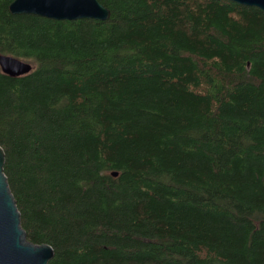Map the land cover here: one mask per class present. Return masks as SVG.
I'll list each match as a JSON object with an SVG mask.
<instances>
[{
	"label": "trees",
	"instance_id": "1",
	"mask_svg": "<svg viewBox=\"0 0 264 264\" xmlns=\"http://www.w3.org/2000/svg\"><path fill=\"white\" fill-rule=\"evenodd\" d=\"M3 171L48 264H264V12L98 0L105 21L9 13ZM117 172V176L110 175Z\"/></svg>",
	"mask_w": 264,
	"mask_h": 264
},
{
	"label": "water",
	"instance_id": "2",
	"mask_svg": "<svg viewBox=\"0 0 264 264\" xmlns=\"http://www.w3.org/2000/svg\"><path fill=\"white\" fill-rule=\"evenodd\" d=\"M264 12V0H228ZM12 15L31 14L55 21L92 19L105 21L110 11L98 0H13L8 6ZM31 63L0 53V72L15 78L28 74ZM4 152L0 147V264H48L53 257L49 244L27 240L20 213L3 171ZM117 172H111L113 177Z\"/></svg>",
	"mask_w": 264,
	"mask_h": 264
}]
</instances>
